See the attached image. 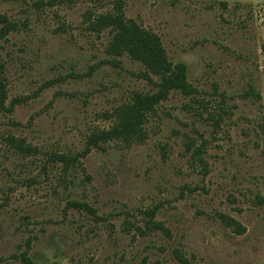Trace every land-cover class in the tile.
<instances>
[{
	"label": "rangeland",
	"instance_id": "374dc122",
	"mask_svg": "<svg viewBox=\"0 0 264 264\" xmlns=\"http://www.w3.org/2000/svg\"><path fill=\"white\" fill-rule=\"evenodd\" d=\"M117 14L192 88L147 112L143 142L91 145L161 82L106 52ZM263 95L264 0H0V264L29 239L33 264H264Z\"/></svg>",
	"mask_w": 264,
	"mask_h": 264
},
{
	"label": "trees",
	"instance_id": "16d2710c",
	"mask_svg": "<svg viewBox=\"0 0 264 264\" xmlns=\"http://www.w3.org/2000/svg\"><path fill=\"white\" fill-rule=\"evenodd\" d=\"M103 21L111 26L113 30V35L106 46V52L116 58L127 54L132 59L140 61L149 71L160 75L161 82H159L158 90L152 94L136 93L132 102L121 106L117 110L118 120L116 124L104 132L92 133L88 143L99 145L100 142L115 138H120L127 144L135 141L143 142L147 137V131L144 127L148 121L147 112L153 110L159 102L167 99L172 90H180L185 93L191 90L192 86L187 79V68L183 62L174 63L168 57L160 37L156 33L142 28L134 20L125 19L122 14H117L113 16L107 15L103 18ZM11 29H17V24L8 22L3 27L2 32L6 34ZM114 63L118 64L119 60ZM9 140L14 145H19L23 151L27 153L31 151V146L20 142L15 144L12 137ZM202 151L201 149H195L193 153L196 156L195 160L200 164L202 172L206 174L208 167ZM52 159L62 160L68 166L74 158H70L65 154L55 153L52 155ZM70 204L76 208L91 211L88 203L72 200ZM29 247L30 239L26 242V249L14 254L24 264H33V260L28 254ZM174 255L180 261H187L186 256L179 249L174 250Z\"/></svg>",
	"mask_w": 264,
	"mask_h": 264
}]
</instances>
